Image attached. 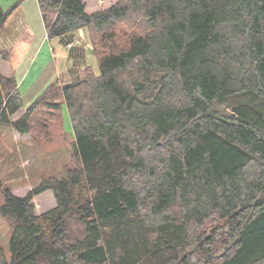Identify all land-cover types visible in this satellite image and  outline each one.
<instances>
[{"label":"trees","instance_id":"1","mask_svg":"<svg viewBox=\"0 0 264 264\" xmlns=\"http://www.w3.org/2000/svg\"><path fill=\"white\" fill-rule=\"evenodd\" d=\"M37 4L47 38L87 30L98 72L15 120L17 83L0 75V128L30 134L64 103L76 161L23 196L0 180V264H264V0ZM16 6L0 5V30Z\"/></svg>","mask_w":264,"mask_h":264},{"label":"rangeland","instance_id":"2","mask_svg":"<svg viewBox=\"0 0 264 264\" xmlns=\"http://www.w3.org/2000/svg\"><path fill=\"white\" fill-rule=\"evenodd\" d=\"M0 1L4 9L18 2L21 6L24 1L27 10L24 12L27 30L19 24L15 15H10L0 30V66L17 78V92L24 110L42 97L51 85L75 83L85 77L89 67L94 73L98 72V60L91 42L90 49L83 45L76 48L66 45L64 51L70 48V52H67L68 57H62L59 40L46 36L37 0ZM116 1L83 0L87 13L105 9ZM15 11L16 8L12 14ZM84 30L90 41L87 30ZM63 43L65 45L67 42ZM1 67L0 71L4 72ZM60 99L61 96L56 100ZM235 101H220L217 106L221 111L229 112ZM51 110L49 105H44L42 111L40 108V114L34 116L30 134H18L11 128H0L1 184L18 196L25 195L44 178L64 177L66 169L76 164L73 156V127L67 106L63 103L57 112L54 110V113H50ZM2 200L0 190V204ZM33 203L36 213L52 208L55 205L53 192L46 190L34 196ZM10 235L8 223L0 216V246L7 259H10Z\"/></svg>","mask_w":264,"mask_h":264},{"label":"crops","instance_id":"3","mask_svg":"<svg viewBox=\"0 0 264 264\" xmlns=\"http://www.w3.org/2000/svg\"><path fill=\"white\" fill-rule=\"evenodd\" d=\"M1 3H2V1H0V5H1ZM27 10H26V7L24 6V1H23V3H22V5L20 6V2H18L17 3V6H16V11L14 12V14H11V15H15V18H17L18 20H19V24H22L24 27H25V29L27 30V28H28V26H27V24H26V19H25V16H24V12H26ZM84 32H86L83 28L82 29H79V30H77V31H75V32H73L72 34H69V35H67V39H69L68 41H69V44H65L64 45V43L61 41V39L60 38H57L58 40H59V47H60V49L62 50V57H68V55H67V52H68V54H69V52H70V48L69 49H67V51H64V49H65V46L67 45H72L73 47H79V46H85V47H87L88 49H90V41H89V39H88V37H86L87 36V34L86 33H84ZM83 43H82V42ZM14 44V43H13ZM13 46V45H12ZM77 50V49H76ZM65 52V53H64ZM1 67V66H0ZM1 69L4 71V72H1L0 71V75H3V76H13V77H15L13 74H11L10 73V75H9V73H8V71L5 69V68H3V67H1ZM58 75H60V71H58ZM15 80L16 81H18L17 80V78L15 77ZM25 112V110L21 107L13 116H12V120H15V119H17V118H19L23 113ZM6 129V128H5ZM12 131L14 132L15 130L14 129H12ZM16 133H18V134H20L19 132H17V131H15ZM32 188V187H31ZM30 188V189H31ZM29 189V190H30ZM40 213H42V212H40ZM38 214H39V212H38Z\"/></svg>","mask_w":264,"mask_h":264}]
</instances>
